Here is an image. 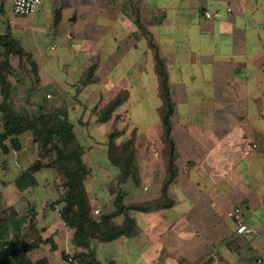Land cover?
I'll use <instances>...</instances> for the list:
<instances>
[{
  "label": "crops",
  "instance_id": "1",
  "mask_svg": "<svg viewBox=\"0 0 264 264\" xmlns=\"http://www.w3.org/2000/svg\"><path fill=\"white\" fill-rule=\"evenodd\" d=\"M206 12L213 16L207 17ZM263 22L264 0H42L34 13L23 16L14 14L13 0H0V36L10 35L31 54L39 70V81L32 83L25 97L28 104L39 102L48 91L59 92L77 83L92 65L96 70L91 83L105 86L103 93L84 91L77 95L79 99L110 102L117 97L111 89L123 86L126 95L112 116L149 118L141 129L146 146L141 149L144 155L140 152L143 159L139 157L140 185L132 178L126 181L127 204L162 195L168 155L163 99L150 42L166 65L175 104L171 121L177 174L168 185L172 204L130 210L138 233L94 241L101 264H208L215 260L258 264L264 255ZM10 61L16 69H31L18 54H12ZM132 85L143 87L139 95H132ZM132 100L140 108L134 113ZM95 123L99 129L105 122ZM19 139L18 149L7 153L0 149L2 205L18 212L36 209L39 233L56 243L55 249L51 242L41 243L31 251L36 254L33 260L46 257L48 264H79L72 258L81 250L74 241L75 229L63 220L61 205H53L59 198L58 175L42 169L33 174L35 185L21 188L18 184L38 159L32 134L26 131ZM100 174L91 176L104 181L117 176ZM89 196L93 208L102 207L107 213L115 209L116 193L100 188L89 191ZM236 206L256 234L237 232V224L228 215ZM123 220V215L114 218L116 223Z\"/></svg>",
  "mask_w": 264,
  "mask_h": 264
},
{
  "label": "trees",
  "instance_id": "2",
  "mask_svg": "<svg viewBox=\"0 0 264 264\" xmlns=\"http://www.w3.org/2000/svg\"><path fill=\"white\" fill-rule=\"evenodd\" d=\"M0 43L4 50L0 52V80L3 85V103L0 104L4 119L3 129L0 131V149L7 153L11 149L20 147L19 136L31 130L34 140L39 145L41 160H37L18 181L21 188L35 185L37 180L33 176L35 171L43 166H57L62 170L64 177L61 184L60 198L53 205H61V215L65 223L75 229L74 241L81 250L72 257L79 264H101L96 257L94 241L109 242L122 235L134 236L138 233L136 220L129 215L130 210L147 211L152 208L171 206L172 200L168 194V185L176 177L177 166L175 161V141L173 138V127L171 117L175 104L171 96L169 75L164 61L160 58L157 47L150 42L155 51L156 70L159 76L160 91L163 99L161 107L162 121L165 128L164 140L166 143L167 177L162 188V195L154 200L146 202L125 203V193H118L114 200L115 209L112 212H104L100 218H95L92 206L88 201L85 188V178L91 172L83 160L84 149L77 139L74 124L67 113L55 114L54 106L48 108L41 105L39 114L31 118L27 113H17L8 101L12 88L9 79L11 73L16 69L12 66L10 57L18 54L21 62L28 61L34 73V81H39V71L31 54L18 45L10 35L0 36ZM94 70V68H92ZM118 96L112 100L102 112L101 120L106 121L113 111L122 102ZM118 132L113 131L109 138V157L112 165H115L120 173V181L126 182L132 178L135 183L139 180V167L137 164V152L134 138H129L122 144L115 142ZM51 153L55 157L48 163L42 161ZM0 190V264H48L46 257L33 260L29 253L38 248L43 242H51L52 249L57 247L52 238L44 239L36 231L34 237L29 240L24 236L21 224L24 218L17 219L18 212L15 207H5L1 202ZM123 215L122 223H116L114 218ZM14 231V232H13ZM14 233V234H13ZM27 236V235H26ZM5 245L10 248L6 249ZM68 257V255H65Z\"/></svg>",
  "mask_w": 264,
  "mask_h": 264
},
{
  "label": "rangeland",
  "instance_id": "3",
  "mask_svg": "<svg viewBox=\"0 0 264 264\" xmlns=\"http://www.w3.org/2000/svg\"><path fill=\"white\" fill-rule=\"evenodd\" d=\"M261 25L262 27L260 28V31H261L260 40H261V43H264V22L261 23ZM15 61L17 62V59H15ZM92 68L93 67L91 65L85 71V73H83L81 79L77 83L67 85L65 86L66 89H62V91H59V92L57 91L53 93L52 91H48L45 93V96L40 99L39 102L35 101L34 104L33 103L28 104L25 99L26 95L28 94L29 88L32 86V83L34 84L35 82L34 73L32 72L31 69L28 70V69L17 68L14 70V72L11 73V76H9L10 81L12 82V88L10 92V98H8V101L11 103L15 112L27 113L31 118H34L35 116L39 114V108L41 105H45L48 108L52 106H54L55 108L58 107L55 111V114H61L64 112L68 114L71 121L76 120L75 121L77 122L76 130L78 131L80 141L78 137L77 139L80 142V144L83 146V149H84L83 160L85 163H86V160L88 161L86 164L88 167H90L89 168L90 171L95 173L96 176H100L101 175L100 173H105V172L112 174L111 176L117 175L113 181L112 179H110L109 181L95 180L93 178H98V177L91 176L93 174V173L91 174V172L89 173V175H87V177L85 178L84 184H85V188L87 192L88 201L91 204V206H92V201L89 196V191L92 192V190L94 191L95 189L99 190L100 188H104L106 193H109V194L116 193V196H117L118 193H121V192L125 193V187L127 186V184L125 186L126 182L120 181L121 173L119 169L115 165H112V163L108 164V161L106 162V159H105V156H106L105 154H107V157L110 160V157H109V141H110L109 136L110 134L115 130L118 132V135H116L115 137V142L117 144H122L129 138H132V137L134 138L136 134V141L134 139V144H135V147H138L136 148V152H137V164L139 167V157L141 160L144 157L142 156L141 158V153H143L141 152V149H144L146 146L145 133H143V130L141 131V129L143 125H145L143 123L146 120V118L149 119L148 117L143 118V116H138V115H133L131 116V118L129 117L122 118L121 116L120 117L111 116L109 118L111 120L108 119L109 121L108 120L103 121L105 123H102L101 125H99V129L94 127L95 125H98L95 122H98L101 120L102 112L106 108V106L118 96H121L123 98L126 94L124 93L125 91L123 90L124 88L123 86L121 87L117 86L115 87V90L111 89V94H114V92H117V97L112 99L110 102H108L107 100L103 101V99L99 101L79 99L77 95H79L80 93L83 94L84 91L94 93V94H96L97 92H101V94L103 93V89L105 86H99L98 84L91 83L92 81L95 80L94 71L96 70V69L93 70ZM129 88L131 90L132 95L137 96L141 93L140 90L143 87L141 85H132ZM2 89H3V85H2V81L0 80V104L3 103V98H4V93ZM104 92H105V95H107V92L106 91ZM48 94H50V96H48ZM67 94L71 96V99H66V100L61 99L62 96H67ZM75 104L78 106L77 110H75V107H76ZM131 104L133 105V108H132L133 113L136 110L140 109L138 106V102H136L135 100H132ZM70 111H71V115L69 114ZM96 117L98 121H96ZM86 118L88 119L87 122L84 121ZM124 120L126 122L125 125L123 123ZM4 121H5L4 115L0 107V123H3ZM28 131L33 136L32 131L31 130H28ZM154 135L155 133L152 136ZM33 141L34 143L37 144V148H38V159L37 160L39 159L41 160L40 152H39V145L34 140V136H33ZM142 155H144V153ZM54 157H55V154L51 153L49 156L42 159V161L48 163ZM91 164L93 165V170L91 168ZM42 169H45L46 172H49L50 174L58 175L59 179L55 181V183H56V188L59 191V198H60V194H61L60 190L62 187L61 184L63 183V180H64L62 170L57 166H43L41 169L35 172H38ZM140 173H141V169L139 168V175ZM1 184L2 183H0V185ZM135 185L138 187L140 183L139 182L135 183ZM5 207H9V206H5ZM35 210L27 207L25 210L21 212L17 211L18 216H16V218L25 219L24 222L21 224V227L23 228V230H26L24 236L26 237L27 240H29L28 237H30V239L34 237L36 234V231L39 233V229L36 227V223H35V218H36ZM95 210H99V214H96ZM92 213L95 218H100V215L104 212L102 210V207L93 208L92 206ZM96 241L97 240H95V242ZM5 248L9 249L10 246L5 245ZM30 257L35 258L36 254H33V252L31 253L30 251Z\"/></svg>",
  "mask_w": 264,
  "mask_h": 264
},
{
  "label": "built area",
  "instance_id": "4",
  "mask_svg": "<svg viewBox=\"0 0 264 264\" xmlns=\"http://www.w3.org/2000/svg\"><path fill=\"white\" fill-rule=\"evenodd\" d=\"M42 0H13V12L15 15H30L34 13ZM207 17L211 18L213 14L211 12L205 13ZM50 96V95H48ZM96 214H99V210H95ZM228 215L237 224V232L241 234H256V230L250 227L245 220L243 210L240 206L234 207L229 211ZM72 259V258H70ZM208 264H222L215 260ZM258 264H264V255L258 259Z\"/></svg>",
  "mask_w": 264,
  "mask_h": 264
},
{
  "label": "water",
  "instance_id": "5",
  "mask_svg": "<svg viewBox=\"0 0 264 264\" xmlns=\"http://www.w3.org/2000/svg\"><path fill=\"white\" fill-rule=\"evenodd\" d=\"M113 263V262H112Z\"/></svg>",
  "mask_w": 264,
  "mask_h": 264
}]
</instances>
